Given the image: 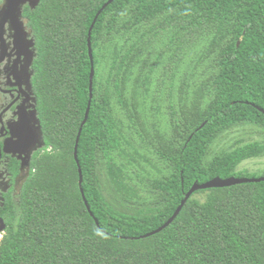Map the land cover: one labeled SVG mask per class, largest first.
Masks as SVG:
<instances>
[{
	"label": "trees",
	"instance_id": "1",
	"mask_svg": "<svg viewBox=\"0 0 264 264\" xmlns=\"http://www.w3.org/2000/svg\"><path fill=\"white\" fill-rule=\"evenodd\" d=\"M106 1L23 7L44 147L18 203L5 204L0 264H264V180L198 189L173 221L142 237L173 214L194 181L253 177L236 168L263 155L264 140L237 141L210 158L208 149L235 125L264 129V0H112L101 9ZM98 10L92 98L77 148L88 210L73 149ZM134 137L161 166L148 169ZM103 177L137 205L113 207Z\"/></svg>",
	"mask_w": 264,
	"mask_h": 264
},
{
	"label": "flooded vegetation",
	"instance_id": "2",
	"mask_svg": "<svg viewBox=\"0 0 264 264\" xmlns=\"http://www.w3.org/2000/svg\"><path fill=\"white\" fill-rule=\"evenodd\" d=\"M11 32L6 25L4 42L0 41V226L5 228V204L8 200L18 203L33 170L34 155L44 147L32 86L33 61L27 69L25 49L14 47Z\"/></svg>",
	"mask_w": 264,
	"mask_h": 264
},
{
	"label": "water",
	"instance_id": "3",
	"mask_svg": "<svg viewBox=\"0 0 264 264\" xmlns=\"http://www.w3.org/2000/svg\"><path fill=\"white\" fill-rule=\"evenodd\" d=\"M112 0H107L106 3L103 4L101 9L105 7L108 3H110ZM40 0H1L0 3V41L1 43L4 42L3 39V33H5V27L6 25L9 27L12 36V42L15 48L19 49H25V56L27 59V69L29 68L30 64L32 63L34 57H35V49H34V38L30 36V31L27 29L26 26V21L24 20L22 16L23 12V6L28 5L30 8H35L39 4ZM100 10L96 13V15L93 18V21L91 22L89 29H88V36H87V46H88V54L91 60V70H90V75H89V99L87 103V107L84 113V117L80 123L76 138H75V144H74V149H73V157L77 163V170H78V184L80 186V192L83 198V201L86 205V208L90 210V207L87 203V200L84 196L83 189L81 187L82 184V172L81 168L78 162V157H77V148H78V141H79V136L81 133L82 126L85 124L88 114H89V109H90V104H91V98H92V89H93V62H92V48H91V31L93 28V25L96 21V18L99 14ZM238 44V42H237ZM28 77H30V73L28 72L27 74ZM262 110V109H261ZM36 113V110H33ZM263 111V110H262ZM264 112V111H263ZM34 113V114H35ZM38 120V119H37ZM203 123L200 125L202 126ZM40 131V128H39ZM41 133V131L39 132ZM264 180V176L260 177H226V178H221L219 176H215L205 182L199 183L198 181H194L191 187L184 193L183 199L180 201L179 205L176 207L175 211L173 214L159 227H157L155 230H152L150 232L145 233L142 235V237L145 236H150L160 230H162L164 227H166L173 219L177 216V214L180 212L181 208L183 207L184 203L186 200L190 197V195L198 190V189H207V188H213V187H225V186H230L238 183H243V182H256V181H262ZM97 222V220L95 219ZM5 225L0 226V233L4 231Z\"/></svg>",
	"mask_w": 264,
	"mask_h": 264
},
{
	"label": "rangeland",
	"instance_id": "4",
	"mask_svg": "<svg viewBox=\"0 0 264 264\" xmlns=\"http://www.w3.org/2000/svg\"><path fill=\"white\" fill-rule=\"evenodd\" d=\"M186 59V58H185ZM185 59L180 64L179 68L176 71V85L179 87V84H183L184 80H181L185 76L184 74V66H185ZM149 107H151V103L148 101ZM114 107L115 112L119 118H123L125 121H127V116L122 109L121 105H119L116 101H114ZM162 125L164 126L166 123V118H161ZM140 138H135L132 141L133 145L139 147L142 154L145 155L146 159L148 160L147 167L153 168L155 166H161V162L159 160V157L156 156L155 151H149L146 153L147 149L142 148L143 145L138 141ZM263 141L264 140V129L258 125H253L249 123L245 124H239L235 125L225 132L221 133L214 142L210 145L208 149V157L210 158L212 155L216 154L217 152L223 150V149H231L233 145L236 144L237 141L242 142H252V141ZM158 144V143H156ZM150 144H147L146 147H149ZM151 147V146H150ZM207 157V158H208ZM246 169V170H244ZM264 169V154L259 157L249 158L244 161H242L236 168V172L238 173L241 171L242 174H246L253 177H258L262 174V170ZM137 181V179H135ZM103 193L106 196L107 200L110 202V204L115 207L116 209L120 211L128 212L130 211L133 206L137 205L136 201L132 200L129 201L125 199V197L122 194H118L112 189V186L108 181L105 180L103 177ZM126 195V194H125ZM134 199H137L134 197ZM2 236V232L0 233V239Z\"/></svg>",
	"mask_w": 264,
	"mask_h": 264
},
{
	"label": "clouds",
	"instance_id": "5",
	"mask_svg": "<svg viewBox=\"0 0 264 264\" xmlns=\"http://www.w3.org/2000/svg\"><path fill=\"white\" fill-rule=\"evenodd\" d=\"M23 16V15H22ZM25 19V18H24ZM26 20V19H25ZM26 26H27V21H26ZM27 29L30 31V36H32V32H31V30L28 28V26H27ZM33 37V36H32ZM34 38V37H33Z\"/></svg>",
	"mask_w": 264,
	"mask_h": 264
}]
</instances>
